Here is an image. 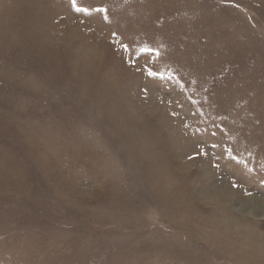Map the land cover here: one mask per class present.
Wrapping results in <instances>:
<instances>
[{"label": "rangeland", "instance_id": "rangeland-1", "mask_svg": "<svg viewBox=\"0 0 264 264\" xmlns=\"http://www.w3.org/2000/svg\"><path fill=\"white\" fill-rule=\"evenodd\" d=\"M0 264H264V0H0Z\"/></svg>", "mask_w": 264, "mask_h": 264}, {"label": "snow or ice", "instance_id": "snow-or-ice-1", "mask_svg": "<svg viewBox=\"0 0 264 264\" xmlns=\"http://www.w3.org/2000/svg\"><path fill=\"white\" fill-rule=\"evenodd\" d=\"M99 11H103V9H100ZM151 74V73H150ZM235 186V185H234Z\"/></svg>", "mask_w": 264, "mask_h": 264}]
</instances>
